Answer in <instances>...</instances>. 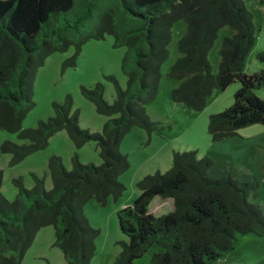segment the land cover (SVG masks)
I'll return each instance as SVG.
<instances>
[{
	"label": "trees",
	"instance_id": "obj_1",
	"mask_svg": "<svg viewBox=\"0 0 264 264\" xmlns=\"http://www.w3.org/2000/svg\"><path fill=\"white\" fill-rule=\"evenodd\" d=\"M179 19L187 28L170 70L179 80L173 99L203 109L216 90L239 80L234 102L209 116L212 139L236 135L252 123L264 124V98L255 92L264 85V67L244 70L256 41L253 13L244 0H0V129L16 132L20 139L2 141L1 151L10 154L14 165L66 129L77 148L95 141L102 157L100 163L83 162L76 151L68 167L54 153L48 161L52 187L36 172L31 187L23 176L15 177L18 193L13 199L2 191L0 168V264H22L47 225L54 226L53 244L62 249L67 264L91 263L101 229L90 223L85 205L93 198L106 205L124 194L127 186L120 176L131 162L121 143L134 126L145 128L149 138L162 134L163 121L152 118L147 105L158 95L161 67ZM225 25L235 32L224 38L215 72L208 54ZM108 33L114 34L115 45L127 46L122 69L128 79L123 86L115 74L107 75L115 84L113 101L105 97L102 80L81 84L97 111L109 116L101 130L80 124L71 93L53 101L52 115L24 127V118L36 105L34 84L47 57L73 45L75 52L63 61V69L75 66L83 45ZM258 57L264 61V49ZM213 163L196 149H174L170 168L140 178L139 195L117 211L127 238L120 241L122 249L112 264H137L145 253L151 254L149 264H214L237 246L241 235L264 236V210L250 198L256 182L242 181L228 168L212 174ZM156 196L172 198L173 208L151 212Z\"/></svg>",
	"mask_w": 264,
	"mask_h": 264
},
{
	"label": "rangeland",
	"instance_id": "obj_2",
	"mask_svg": "<svg viewBox=\"0 0 264 264\" xmlns=\"http://www.w3.org/2000/svg\"><path fill=\"white\" fill-rule=\"evenodd\" d=\"M244 1L253 13L256 25V41L244 64V70L251 73L264 67V61L258 57V52L264 49V3L260 0ZM186 28L184 19H179L173 25L169 56L161 67L159 92L147 105L150 116L163 121L162 134H154L149 138L145 128L134 126L121 143V150L128 154L131 162L130 167L120 176L127 186L124 194L118 199L111 197L106 205L100 204L94 198L85 205L90 223L101 229L96 239V254L90 264L113 263L122 249L120 241L127 238L118 223V209L134 202L140 193L138 180L145 174L158 169L165 171L171 167L174 149H196L199 156H210L214 161L212 174H219L228 168L242 181L254 180L256 187L250 198L264 210V124L256 122L246 125L238 129V134L216 141L208 131L210 114L221 111L234 102L240 81L232 82L224 90H216L203 109H196L172 97V89L179 84V80L170 75V70L180 55L178 41ZM234 32L230 25L219 30L208 54L213 71L217 72L219 69L220 48L224 38ZM114 41L115 36L112 33H108L105 38H91L83 45L77 64L66 69H63V61L75 52V47L72 45L67 50L51 53L38 70L34 84L36 105L24 118V127L34 126L40 118L52 115L53 101H62L71 93L74 109L80 110V124L93 130H101L109 116L97 111L94 103L82 93L81 84L90 85L102 80L105 84L104 95L110 101L115 97V84L107 77L108 74H115L123 86L127 85L128 78L122 69L127 46H117ZM255 92L264 98V85L256 88ZM6 139L20 140L16 132L0 129V146ZM76 151L83 162L102 161L95 141H89L77 148L66 129L53 134L45 148L34 151L14 165L10 164V154L2 152L0 147L3 193L10 199L16 197L18 187L13 179L19 176L24 177L26 186H33L32 172L45 176L46 186L52 187L53 181L48 170L49 157L54 153L60 154L66 165L71 167V158ZM149 210L155 214H163L171 210V207L167 199L156 196L152 199ZM54 240V226L42 227L26 252L22 264H67L62 249L53 244ZM150 259L151 254L145 253L136 263L149 264ZM214 264H264V236L254 233L241 235L237 246L218 258Z\"/></svg>",
	"mask_w": 264,
	"mask_h": 264
},
{
	"label": "crops",
	"instance_id": "obj_3",
	"mask_svg": "<svg viewBox=\"0 0 264 264\" xmlns=\"http://www.w3.org/2000/svg\"><path fill=\"white\" fill-rule=\"evenodd\" d=\"M161 199H164V198H161ZM165 199H167V201L169 202L170 207H171V209H172V208H173V199H172V198H169V197H167V198H165Z\"/></svg>",
	"mask_w": 264,
	"mask_h": 264
}]
</instances>
